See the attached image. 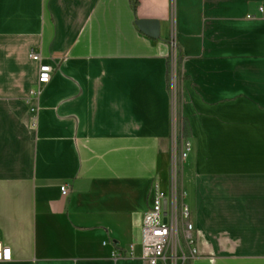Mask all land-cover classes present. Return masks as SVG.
Returning <instances> with one entry per match:
<instances>
[{"label": "crops", "instance_id": "1", "mask_svg": "<svg viewBox=\"0 0 264 264\" xmlns=\"http://www.w3.org/2000/svg\"><path fill=\"white\" fill-rule=\"evenodd\" d=\"M180 116L175 264H264V0H0V264H144Z\"/></svg>", "mask_w": 264, "mask_h": 264}, {"label": "built area", "instance_id": "2", "mask_svg": "<svg viewBox=\"0 0 264 264\" xmlns=\"http://www.w3.org/2000/svg\"><path fill=\"white\" fill-rule=\"evenodd\" d=\"M171 60L177 57V46L171 37L170 39ZM30 58L37 60L38 75L37 86L31 90V96L37 98L41 87L47 84L51 78L52 68L50 65L41 62V56L34 51L30 52ZM174 68L171 66V73ZM190 150L188 139H181V150L179 155L174 153V160L171 167L170 186L167 193L159 189L157 183L153 186L151 204L144 212L141 225V254L140 258L144 264H157L167 259L166 253L170 249L168 259L172 264L177 261V250L180 237L188 246L192 244L193 225L188 219V208L186 204L179 203L177 191V168L178 160L184 159ZM68 191L66 186H61L62 194ZM129 255H133V245L128 247ZM194 253V249L192 250ZM11 259L9 246L0 241V261Z\"/></svg>", "mask_w": 264, "mask_h": 264}, {"label": "water", "instance_id": "3", "mask_svg": "<svg viewBox=\"0 0 264 264\" xmlns=\"http://www.w3.org/2000/svg\"><path fill=\"white\" fill-rule=\"evenodd\" d=\"M137 28L145 35L151 38H158L159 21L156 19H137L135 20Z\"/></svg>", "mask_w": 264, "mask_h": 264}, {"label": "trees", "instance_id": "4", "mask_svg": "<svg viewBox=\"0 0 264 264\" xmlns=\"http://www.w3.org/2000/svg\"><path fill=\"white\" fill-rule=\"evenodd\" d=\"M131 6L133 10L137 8L139 5V0H130ZM181 60L180 54L177 56V65H179V62ZM177 75H179V72L177 70ZM179 131H180V138L181 139H187L190 136L189 127L185 123V120L180 116L179 117Z\"/></svg>", "mask_w": 264, "mask_h": 264}, {"label": "rangeland", "instance_id": "5", "mask_svg": "<svg viewBox=\"0 0 264 264\" xmlns=\"http://www.w3.org/2000/svg\"><path fill=\"white\" fill-rule=\"evenodd\" d=\"M178 169H179V168H177V188H178L177 191H178V195H179V197H180V193H181V192H180V187H179V184H178V183H179V179H178ZM168 183H169V182H168ZM168 186H169V184H168ZM179 197H178V201H180V200H179ZM168 263H169V262H168Z\"/></svg>", "mask_w": 264, "mask_h": 264}]
</instances>
